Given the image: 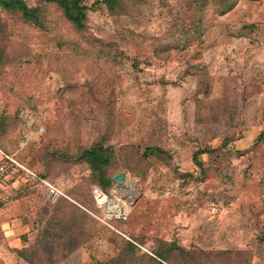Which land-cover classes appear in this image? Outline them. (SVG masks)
I'll return each mask as SVG.
<instances>
[{
    "label": "rangeland",
    "instance_id": "374dc122",
    "mask_svg": "<svg viewBox=\"0 0 264 264\" xmlns=\"http://www.w3.org/2000/svg\"><path fill=\"white\" fill-rule=\"evenodd\" d=\"M22 1L0 7V264H264V0H86L82 29Z\"/></svg>",
    "mask_w": 264,
    "mask_h": 264
},
{
    "label": "trees",
    "instance_id": "16d2710c",
    "mask_svg": "<svg viewBox=\"0 0 264 264\" xmlns=\"http://www.w3.org/2000/svg\"><path fill=\"white\" fill-rule=\"evenodd\" d=\"M86 0H44L45 4H55L61 10L62 14L64 15L65 19H67L70 23L74 25L77 29H82V21L85 18L87 7L84 5ZM108 4L114 9L117 4L118 0H107ZM0 7L4 10H14L21 12L25 17H29L32 15L31 9H29L22 0H0ZM106 149L102 148L101 146H91L87 150H85L81 156H79L80 160L87 163L89 169L92 173H95L96 176L99 178L101 186L104 188L111 183V178L104 179L102 176L99 177V174L103 172V168L107 166V159L105 157ZM147 151L150 153L152 152H159L161 153L159 148H151L148 147ZM1 164V163H0ZM25 184H30L29 181H26ZM63 198L57 204H59ZM1 207V205H0ZM115 221L120 222V220L114 219ZM118 258V257H117ZM113 261L109 262H102L98 264H118V259H112ZM156 264H162L161 262Z\"/></svg>",
    "mask_w": 264,
    "mask_h": 264
},
{
    "label": "built area",
    "instance_id": "2783aa9c",
    "mask_svg": "<svg viewBox=\"0 0 264 264\" xmlns=\"http://www.w3.org/2000/svg\"><path fill=\"white\" fill-rule=\"evenodd\" d=\"M10 168V165H8V163H1L0 164V182L5 178V176L8 173V169ZM26 175L25 178L27 181H35L36 175L33 174L30 171H26ZM48 189H47V198L51 203H56L60 197L62 196V193L54 186L48 185ZM93 197L96 201V203L98 204V206H104V204H106L108 202V196L106 194H104V192L99 189V188H95L93 190ZM129 212H126L125 209H120L119 212H115L112 211L110 212V218L113 217L114 219L117 220H126L127 215ZM1 230V228H0Z\"/></svg>",
    "mask_w": 264,
    "mask_h": 264
},
{
    "label": "water",
    "instance_id": "95a60500",
    "mask_svg": "<svg viewBox=\"0 0 264 264\" xmlns=\"http://www.w3.org/2000/svg\"><path fill=\"white\" fill-rule=\"evenodd\" d=\"M125 179L126 176L124 173H118L111 179V182L116 184L117 189L124 191L126 189L124 185Z\"/></svg>",
    "mask_w": 264,
    "mask_h": 264
},
{
    "label": "bare ground",
    "instance_id": "6f19581e",
    "mask_svg": "<svg viewBox=\"0 0 264 264\" xmlns=\"http://www.w3.org/2000/svg\"><path fill=\"white\" fill-rule=\"evenodd\" d=\"M109 203H110V204L113 203V207H114V209H112L111 207H109ZM118 206H119V207H118ZM103 207H106V217H107V219L110 218V212H112V211L119 212L120 209H121V206H120V204H119V202H118V198H116V200H108V202H107L106 204H104ZM126 210H127V209H126ZM126 212H128V211H126Z\"/></svg>",
    "mask_w": 264,
    "mask_h": 264
}]
</instances>
